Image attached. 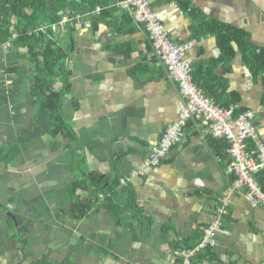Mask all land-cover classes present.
Segmentation results:
<instances>
[{
  "label": "crops",
  "instance_id": "0c3cea01",
  "mask_svg": "<svg viewBox=\"0 0 264 264\" xmlns=\"http://www.w3.org/2000/svg\"><path fill=\"white\" fill-rule=\"evenodd\" d=\"M149 1L174 41L192 42V64H207L219 51L213 34L192 38V18L179 1L205 19L244 30L264 49V0ZM116 2L94 9L96 30L80 16L83 27L54 33L56 42L69 46L62 100L67 137L49 134L52 121L33 94L35 72L26 49L0 45V149H18L8 161L0 158V264H174L175 249L218 217L221 198L229 203L218 217L216 245L192 264H264V206L251 205L243 191H227L225 160L215 155L200 116L187 122L182 140L157 167L144 165L183 99L144 28ZM216 72L227 79L226 92L238 97L236 109L254 112L264 142V74L251 75L239 54L229 73L220 65ZM53 86L58 90L62 83L56 79ZM77 157L82 171L75 168ZM138 170L143 174L118 185ZM89 173L114 186V197L123 202L133 192L143 221L129 213L120 221L101 201L76 219L73 203L90 193L80 187L71 194V184L83 183Z\"/></svg>",
  "mask_w": 264,
  "mask_h": 264
},
{
  "label": "trees",
  "instance_id": "16d2710c",
  "mask_svg": "<svg viewBox=\"0 0 264 264\" xmlns=\"http://www.w3.org/2000/svg\"><path fill=\"white\" fill-rule=\"evenodd\" d=\"M116 1L0 0V42H5L15 32L16 36L12 40V46L26 49L29 61L32 63L35 72L33 94L37 96L40 112L49 115L51 118L52 129L49 134L53 139L59 134L63 137L70 135V129L66 126L62 113V100L69 87L67 79L69 71L65 65V61L69 56V46H63L56 42L53 39V32L36 31V29L44 22L53 23L62 15H66L65 12L63 14L60 12H63L65 7L68 6L71 17L80 15L86 19L89 18L92 29L96 30L100 18L93 15L95 7L104 8L109 4H115ZM179 3L184 5L185 11L192 18V38L198 40L207 34H213L216 37L219 51L218 56L211 59L207 64L200 62L192 64L194 83L215 104L221 107L233 105L236 108L238 97L235 93L226 92L227 79L217 73L216 69L220 65L223 74L229 73L234 57L239 54L242 64L249 70L251 75L264 74V49L251 44L244 30L212 19H205L199 13L189 9L185 2L179 1ZM56 79H59L62 83L61 88L58 90L53 86ZM236 111L242 110L237 108ZM209 142L215 155L225 160L226 142L214 138H211ZM248 149H255L252 142H249ZM17 152L16 144H11L7 149H0V158L8 161ZM75 168L82 171V163L78 157L76 158ZM258 179L264 188V170L259 173ZM80 187L88 190L90 195L73 203L72 211L76 219L83 218L89 210L100 202L97 197L98 193L111 192V195L101 200L102 205L108 207L120 221L129 218L127 213L132 218L143 221L141 210L135 201L133 192L128 193L127 191L126 202H123L117 195L114 197V186H103L100 176L93 173L87 174L86 181L83 183L74 179L71 184V194H74L76 188ZM201 237V231H194L187 242H185V246L192 247L196 245ZM174 246L177 247L178 244ZM207 252L211 254L210 250ZM38 264L49 263L46 260H41Z\"/></svg>",
  "mask_w": 264,
  "mask_h": 264
},
{
  "label": "built area",
  "instance_id": "2783aa9c",
  "mask_svg": "<svg viewBox=\"0 0 264 264\" xmlns=\"http://www.w3.org/2000/svg\"><path fill=\"white\" fill-rule=\"evenodd\" d=\"M116 5L128 11L134 23L142 26L150 41L152 51L158 61L165 67L167 76L177 84L183 99V105L175 121L168 123L157 141L145 157L146 167H157L174 145L184 135L187 122L200 116L207 122L211 136L226 142L225 175L228 177L227 191L230 193L243 191L253 206H264V188L258 175L264 170V142L260 139L255 125V115L251 110L236 111L235 106L221 107L215 104L193 81L192 63L187 57L192 48L191 41H174L160 21L157 12L149 0H117ZM96 6V13L100 11ZM83 27L85 22L80 15L71 17L62 15L56 22H44L36 31L53 33L66 26ZM16 33L0 45L7 48L12 45ZM252 142L255 149H248ZM143 174L142 170L132 171L119 179L120 185H127L133 177ZM111 195V192H100L99 201ZM228 199L221 198L217 207L218 217L227 211ZM217 218L209 221L202 229L200 241L192 247L175 249L174 264H192L199 254L210 250L216 245V230L221 222Z\"/></svg>",
  "mask_w": 264,
  "mask_h": 264
},
{
  "label": "water",
  "instance_id": "95a60500",
  "mask_svg": "<svg viewBox=\"0 0 264 264\" xmlns=\"http://www.w3.org/2000/svg\"><path fill=\"white\" fill-rule=\"evenodd\" d=\"M7 215H9V217H11L14 220V222L16 223L15 216L10 211H7Z\"/></svg>",
  "mask_w": 264,
  "mask_h": 264
}]
</instances>
